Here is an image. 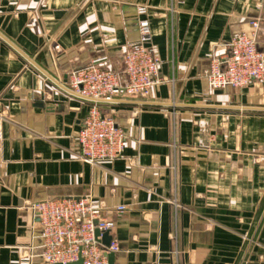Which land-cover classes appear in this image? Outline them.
<instances>
[{"label":"crops","instance_id":"obj_1","mask_svg":"<svg viewBox=\"0 0 264 264\" xmlns=\"http://www.w3.org/2000/svg\"><path fill=\"white\" fill-rule=\"evenodd\" d=\"M141 5L160 83L102 103L125 149L86 164L76 138L90 103L69 75L99 58L122 72ZM254 20L264 51V0H0V264H42L34 203L85 196L115 224L114 264H264V88L206 79Z\"/></svg>","mask_w":264,"mask_h":264},{"label":"built area","instance_id":"obj_2","mask_svg":"<svg viewBox=\"0 0 264 264\" xmlns=\"http://www.w3.org/2000/svg\"><path fill=\"white\" fill-rule=\"evenodd\" d=\"M148 7H137L138 43L122 59L123 71L99 66L105 58L96 59L88 67L72 71L68 91L90 103L87 117L78 131V157L89 165L110 163L119 159L125 149L126 132L115 119L103 113L102 103L116 99H147L160 83L163 61L150 47L152 30ZM253 31L235 35L229 51L213 59L206 74L212 89L243 88L258 83L264 88V51L257 42L260 23L251 21ZM3 139L0 117V141ZM40 227L39 245H30V259L47 264H71L81 258L83 264H109L107 255L121 248L114 239L109 246L102 243L105 232L111 234L115 224L104 214L102 205L91 196L46 200L32 205ZM123 212L124 207L116 209ZM96 231L100 232L96 236ZM112 235V234H111Z\"/></svg>","mask_w":264,"mask_h":264},{"label":"water","instance_id":"obj_3","mask_svg":"<svg viewBox=\"0 0 264 264\" xmlns=\"http://www.w3.org/2000/svg\"><path fill=\"white\" fill-rule=\"evenodd\" d=\"M99 235H100V232L96 231V236H99ZM112 240H113V236L109 232H105L103 235L102 243L106 246H109ZM107 258L109 260V264H114V260H115L114 253H110L109 255H107ZM42 264H47V263H42ZM71 264H83V259L81 258L78 262L71 263Z\"/></svg>","mask_w":264,"mask_h":264}]
</instances>
